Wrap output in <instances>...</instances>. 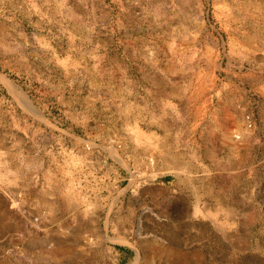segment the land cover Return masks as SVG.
<instances>
[{
	"label": "rangeland",
	"instance_id": "374dc122",
	"mask_svg": "<svg viewBox=\"0 0 264 264\" xmlns=\"http://www.w3.org/2000/svg\"><path fill=\"white\" fill-rule=\"evenodd\" d=\"M0 264H264V0H0Z\"/></svg>",
	"mask_w": 264,
	"mask_h": 264
},
{
	"label": "bare ground",
	"instance_id": "6f19581e",
	"mask_svg": "<svg viewBox=\"0 0 264 264\" xmlns=\"http://www.w3.org/2000/svg\"><path fill=\"white\" fill-rule=\"evenodd\" d=\"M246 121V120H245ZM246 123H247V121H246ZM248 125V124H247Z\"/></svg>",
	"mask_w": 264,
	"mask_h": 264
}]
</instances>
